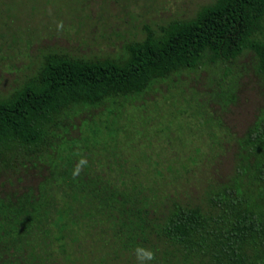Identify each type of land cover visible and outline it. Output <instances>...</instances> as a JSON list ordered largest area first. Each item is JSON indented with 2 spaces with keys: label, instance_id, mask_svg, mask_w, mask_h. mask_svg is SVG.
I'll return each instance as SVG.
<instances>
[{
  "label": "trees",
  "instance_id": "obj_1",
  "mask_svg": "<svg viewBox=\"0 0 264 264\" xmlns=\"http://www.w3.org/2000/svg\"><path fill=\"white\" fill-rule=\"evenodd\" d=\"M246 51L264 75V0H215L190 19L147 26L143 39L116 56L50 52L35 74L0 97V174L12 182L37 167L60 145L73 110L137 96L155 80ZM241 143L254 160L204 204L181 200L173 181L179 170L154 168L150 179L131 165L133 174L122 166L114 177L70 157L37 190L0 191V264H137V246L155 252L148 264H264V212L240 186L248 174L264 188V118Z\"/></svg>",
  "mask_w": 264,
  "mask_h": 264
},
{
  "label": "rangeland",
  "instance_id": "obj_2",
  "mask_svg": "<svg viewBox=\"0 0 264 264\" xmlns=\"http://www.w3.org/2000/svg\"><path fill=\"white\" fill-rule=\"evenodd\" d=\"M215 0H0V97L35 74L50 52L80 57L116 56L125 43L141 40L146 27L159 29L190 19ZM264 118V75L251 51L228 62L203 64L155 80L143 93L73 110L53 151L6 181L0 191L24 189L83 160L114 177L137 165L143 177L154 168L179 173L181 200L205 203L211 190L233 178L254 157L241 138ZM52 166H51V165ZM185 165V168L183 166ZM158 166V167H157ZM173 182V183H174ZM175 183V184H176ZM240 186L264 212V188L248 174Z\"/></svg>",
  "mask_w": 264,
  "mask_h": 264
},
{
  "label": "clouds",
  "instance_id": "obj_3",
  "mask_svg": "<svg viewBox=\"0 0 264 264\" xmlns=\"http://www.w3.org/2000/svg\"><path fill=\"white\" fill-rule=\"evenodd\" d=\"M85 161L81 160L80 164L83 165ZM79 167L77 168V173L79 172ZM137 264H148L149 261H153L156 259L155 252L145 246H137L134 249Z\"/></svg>",
  "mask_w": 264,
  "mask_h": 264
}]
</instances>
